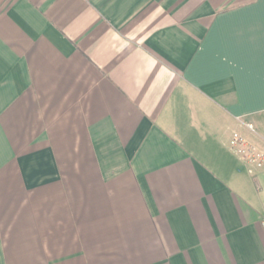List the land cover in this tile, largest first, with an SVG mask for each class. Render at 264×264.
Wrapping results in <instances>:
<instances>
[{
	"label": "crops",
	"instance_id": "1",
	"mask_svg": "<svg viewBox=\"0 0 264 264\" xmlns=\"http://www.w3.org/2000/svg\"><path fill=\"white\" fill-rule=\"evenodd\" d=\"M263 127L264 0H0V264H264Z\"/></svg>",
	"mask_w": 264,
	"mask_h": 264
},
{
	"label": "built area",
	"instance_id": "2",
	"mask_svg": "<svg viewBox=\"0 0 264 264\" xmlns=\"http://www.w3.org/2000/svg\"><path fill=\"white\" fill-rule=\"evenodd\" d=\"M246 127L252 130L250 124H247ZM229 145L231 152L244 166H254L258 169H264V154L250 145L243 137L233 134Z\"/></svg>",
	"mask_w": 264,
	"mask_h": 264
},
{
	"label": "rangeland",
	"instance_id": "3",
	"mask_svg": "<svg viewBox=\"0 0 264 264\" xmlns=\"http://www.w3.org/2000/svg\"><path fill=\"white\" fill-rule=\"evenodd\" d=\"M256 134H254L255 136L254 139L256 140V143L260 146H264V127L261 129H257L255 131ZM257 135V136H256ZM263 143V144H262ZM261 184V182H260Z\"/></svg>",
	"mask_w": 264,
	"mask_h": 264
}]
</instances>
